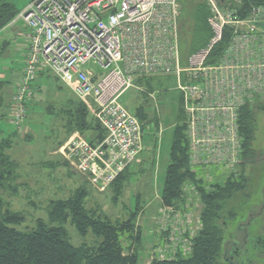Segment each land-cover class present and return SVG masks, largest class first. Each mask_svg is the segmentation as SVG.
Returning a JSON list of instances; mask_svg holds the SVG:
<instances>
[{
  "label": "built area",
  "instance_id": "2783aa9c",
  "mask_svg": "<svg viewBox=\"0 0 264 264\" xmlns=\"http://www.w3.org/2000/svg\"><path fill=\"white\" fill-rule=\"evenodd\" d=\"M202 2L212 35L184 59L179 0H31L18 15L28 27V53L11 100L13 123L25 130L40 76L50 73L70 85L96 106L106 136L92 143L76 131L63 155L104 192L146 149L143 123L122 95L139 75L170 74L182 98L192 170L209 181L216 173L237 172L244 151L240 110L264 99V4ZM193 200L188 197L187 210L160 207L162 231L171 228L169 237L160 238L161 257L167 250L172 256L191 251L202 227L201 205Z\"/></svg>",
  "mask_w": 264,
  "mask_h": 264
},
{
  "label": "trees",
  "instance_id": "16d2710c",
  "mask_svg": "<svg viewBox=\"0 0 264 264\" xmlns=\"http://www.w3.org/2000/svg\"><path fill=\"white\" fill-rule=\"evenodd\" d=\"M245 2L247 5L264 4V0H245ZM193 8V22L184 38L188 44L187 50L182 51L184 59L206 45L212 35L206 4L200 1ZM20 12L9 0H0V30ZM148 76L153 75L137 76L135 83L143 84L149 80ZM34 88L35 91L39 88L37 82ZM67 100L69 104L64 109L67 136L79 131L92 143L103 140L106 131L95 117L96 106L93 103L85 104L83 101L70 98ZM263 102L264 100L253 105L246 104L240 110L239 122L244 151L237 172L216 173L213 180L209 181L202 173L194 172L189 165L185 114L181 98L171 145V163L165 174L160 198L163 202L162 206L187 210L192 207L188 204V197L193 191V201L201 205L202 227L192 239V249L188 254H184L183 250L179 249L172 256L167 250L165 254L170 255L160 256L152 264H223L225 249L227 251V247L225 248L229 228L227 220L236 221L246 213L242 215L240 212L243 201L239 205L238 202L236 204L234 202L239 197L237 194L244 189L245 160L255 155L254 145L258 130L255 110L264 108ZM142 109H139L141 115L144 114ZM139 112L137 117L143 123L144 116L142 115L141 118ZM146 124L149 126V123ZM143 127L146 136L145 123ZM24 138L32 140L33 136L27 133ZM12 146L13 140L0 138V190L5 189L11 194L20 189L18 180L21 176L19 162L7 152ZM132 173L130 166L127 167L110 185L106 192L110 193L112 203L121 200ZM191 185L194 188L189 192L187 187ZM89 194L87 186H81L67 198L50 200L47 219L38 217L36 225L25 230L19 229L18 226L25 221L26 214L14 210L11 202L0 195V264H137L140 259L138 247L143 232L137 222L143 210L139 196L135 207L129 210L126 218L118 217L114 220L101 207L88 206ZM243 195L247 197V193ZM160 207L158 215L161 214ZM68 222L75 227L80 236L87 237L92 233L98 239L97 242L94 245L74 244L66 227ZM169 222L170 220L167 221L168 224ZM170 234L171 228H168L161 236L164 239ZM123 239H127L129 244L124 245ZM247 250L246 248L243 252ZM254 261L249 254L243 264H256L257 262Z\"/></svg>",
  "mask_w": 264,
  "mask_h": 264
},
{
  "label": "rangeland",
  "instance_id": "374dc122",
  "mask_svg": "<svg viewBox=\"0 0 264 264\" xmlns=\"http://www.w3.org/2000/svg\"><path fill=\"white\" fill-rule=\"evenodd\" d=\"M9 1L22 11L31 0ZM200 1L202 0H181L179 2V34L183 52L188 47L184 38L193 22V7ZM18 55H13V58L11 56L0 58V74L5 75L0 80L10 81L12 90L16 89L17 85L15 84L14 87V83L16 77L19 76L20 69L22 68V73L24 68L18 63ZM88 66L97 68L95 64ZM148 77L149 80L143 84L135 83L137 86L130 87L121 97L123 105L135 116H138L140 108H144L142 109L144 114L141 113L144 116L142 121L146 125V149L130 166L133 172L130 182L121 200L118 201L120 204L115 208L110 195L100 193L88 185L86 177L76 172L70 164H64L63 157L58 154L60 144L67 137L64 109L69 104L67 99L72 98L74 92L50 73L40 76L36 81L39 82V88L36 89L30 102L27 110L28 116L24 123L28 134L34 137L32 140H27L24 138L25 135L19 134L20 143L12 151L13 157L21 166L19 170L21 176L18 180L20 189L12 194L5 189L0 190V195L11 202L14 210L26 214L25 221L18 226L19 229L34 227L38 217L47 219V207L50 200L67 198L76 189L87 186L90 192L87 198L88 206L90 208L101 207L114 220L118 217L126 218L129 210L135 207L139 196L143 210L137 222L145 231L142 232L141 244L138 247L140 259L137 264H152L156 258L163 255L160 249L162 247L160 246L163 233L162 221L157 220L159 216L157 212L163 204L159 197L165 174L171 163V145L178 110L181 106V95L177 80L173 75L154 74ZM255 112L258 125L254 145L255 155L245 160L244 189L237 194L239 197L234 202L235 204L238 202L237 205H239L243 201L240 212L242 215L246 213L236 221L227 220V225H229L227 243H225L227 251L225 249L223 264H243L245 257L249 254L255 260L254 262H257L256 264H264V108L256 109ZM142 115L139 112L141 118ZM10 122V119H7L4 124L7 128L15 130ZM146 123H149V126ZM49 160L53 162L58 160L59 163L57 166H52ZM244 193H247V197L243 195ZM189 197L194 199V194ZM66 227L71 241L76 245L85 243L94 245L98 240L92 233L87 237L80 236L70 222L66 224ZM123 244L128 245V240L123 239ZM246 248L248 250L243 252Z\"/></svg>",
  "mask_w": 264,
  "mask_h": 264
},
{
  "label": "crops",
  "instance_id": "0c3cea01",
  "mask_svg": "<svg viewBox=\"0 0 264 264\" xmlns=\"http://www.w3.org/2000/svg\"><path fill=\"white\" fill-rule=\"evenodd\" d=\"M27 31H28V27L26 25V22L19 16H17L10 23H8L5 27H3L0 30V58L4 57V56H6V57L11 56V58H13L12 57L13 55L19 54L18 58H17L18 63L20 64V66L24 67L25 59H26L27 53H28L27 36H26ZM21 70H22V68L20 69L19 76L16 77V79H15L17 81V83H18V81L22 75ZM4 76H5L4 74H0V78H4ZM16 81L14 83V87H15V84L17 85ZM62 83H64V82H62ZM66 85L72 90V92H74L73 88L70 85H68V84H66ZM134 86H137V84H135ZM11 87L12 86L10 84V81L0 80V138L1 139L2 138H10L11 140H13V146L7 151L9 153V155H11L13 157L12 151L15 148V146L19 145V143H20L19 142V137H20L19 134L26 135L28 133V131H27V129H25L23 131L22 130L19 131V129L16 127V125L12 121L11 100H12V96L15 93L16 89L12 90ZM5 92H7V96H5ZM70 99L82 101L75 92H74L73 97ZM27 116H28V112H27ZM7 119H10V121L12 122V124L15 127V130L7 128V126L4 124L5 120H7ZM15 132H17V133H15ZM33 137H34V135H33ZM69 137L67 136L64 139L63 143H61L59 148H58L59 151L57 150L59 152V153L58 152L57 153L63 157L64 162H65L64 164H66V165L69 163L64 158L63 146ZM13 159H15V158L13 157ZM58 160H56L55 162L49 160V163L52 166H57V164L59 163ZM20 168H21V166H20ZM88 185H90L89 182H88ZM100 193H107V192L104 191V192H100ZM107 195H109V194H107ZM110 199H111V197H110ZM118 204H120V203H114V207L117 208ZM143 231H145V229H143Z\"/></svg>",
  "mask_w": 264,
  "mask_h": 264
}]
</instances>
